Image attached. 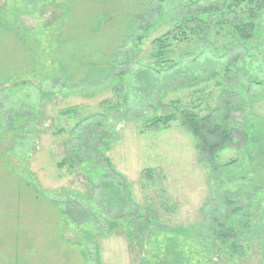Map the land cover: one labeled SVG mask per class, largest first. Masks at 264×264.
Masks as SVG:
<instances>
[{"label":"rangeland","instance_id":"374dc122","mask_svg":"<svg viewBox=\"0 0 264 264\" xmlns=\"http://www.w3.org/2000/svg\"><path fill=\"white\" fill-rule=\"evenodd\" d=\"M157 1L0 0V264H94L87 262L93 257L84 256L73 228L64 224L60 213L41 193L84 188L85 164L78 165L74 172L58 164L69 153L67 146L77 142L69 144L71 137L82 133L79 129L72 131L76 121L90 115L94 123L105 124L100 128V138L105 140L98 141V135L95 144L125 176L134 202L159 205L163 190L170 204L179 205L176 214L163 216V222L175 229L169 243L163 240L168 244L162 251L164 257L177 254L187 257L188 262L191 259L192 264H202L193 252V241L187 239L188 233H179L178 229L184 226L201 231L209 223L210 213L216 212L241 220L237 243L247 248L241 259L216 262H264V157L258 154L264 141L259 138L238 150L239 141L238 148L224 151L220 163L236 156L239 161L212 178L211 170L199 162L193 137L178 121L161 131L141 133L139 128L147 118L173 111L166 105L176 99L180 107L196 108L201 115H217L221 93L228 88L223 69L218 68L215 77H210L211 71L203 72L196 81L180 78L171 86L172 91L162 94V103L151 105L138 97L132 74L122 83L114 74L107 76L110 62L122 59L126 51L130 59L142 63L136 69L143 70L150 61L153 40L174 28L173 23L192 1H197L193 9L217 4L230 20L245 21V13L236 7L227 12L232 0ZM153 9L161 14L152 17L155 26L147 31L139 29V17ZM219 14L211 16L214 24ZM214 24L204 38L194 36L191 41L174 42L172 58L182 61L179 68L195 62L207 68L225 52L242 54L252 80L244 79L241 85L232 87L240 93L235 99L250 114L244 127L254 134L264 133V42L259 36L251 42L241 40L233 35L231 26L213 28ZM193 74L187 71V77ZM44 92L50 98L43 97ZM108 107L112 108L106 112ZM68 109L76 112L66 116L63 112ZM229 113L234 121L243 122L239 110ZM26 122L25 131L15 136V127ZM111 124L115 135L108 138L104 132L112 130ZM147 168L157 174L155 181L144 186L141 172ZM226 194H240L239 204H250L245 210L249 215L230 213ZM97 242L99 264L141 263L123 233L98 237Z\"/></svg>","mask_w":264,"mask_h":264},{"label":"trees","instance_id":"16d2710c","mask_svg":"<svg viewBox=\"0 0 264 264\" xmlns=\"http://www.w3.org/2000/svg\"><path fill=\"white\" fill-rule=\"evenodd\" d=\"M160 1L157 2L160 3ZM196 2L192 1L185 5L186 11L181 14L176 23H173L175 27L153 40L150 61L144 65L143 70L136 69V65H142V63L138 59H130L126 51L122 59L110 62V74L107 76L114 74L120 78L122 83L126 75L132 74L138 87V97L141 101L151 105L155 101L162 103V94L172 91L171 86L178 79L196 81L203 72L210 71L212 72L210 77H215L218 75V68H222L228 88L221 93L222 102L220 101V106L216 109L217 115L215 112L201 115L196 111V108L180 107L181 102L176 99L166 105L174 108L173 111L149 117L139 127L141 133L161 131L170 128L173 122L178 121L179 126L193 137L199 162L211 170L212 178H217V174L219 171H223L224 167L239 161V156H236L235 159L220 163L219 159L224 151L238 148L236 144L239 141H241V146L238 150L247 148L250 142L259 138L264 141V133L256 131L254 134L244 127L247 123L246 118L250 114L243 104L236 102L235 98L240 93L232 88L235 84L239 85L244 79L251 81L252 76L248 75L246 58L242 54L229 55L228 52L220 55L207 68L206 65L198 62L192 66L187 65L179 68L182 61L172 58L174 42L189 41L194 36L204 38L209 34V30L214 24L211 16L220 12L221 17L215 22L213 28L216 25H229L233 35H237L241 40L251 42L253 39H257L256 36H259L264 42V0H232V3H229L227 12H231L234 7L240 8L245 13V21L225 18V13L217 4L197 6L193 9L191 6ZM154 9L139 17V29L147 31L155 26L152 17L161 16V14ZM245 48L247 49V47ZM61 69H59V73L63 71ZM189 70H192L194 74L187 77ZM121 90L122 87L119 91ZM47 94L44 92L43 97L50 98ZM109 108L112 107H108L106 112L110 110ZM235 110H239L243 114V122L233 120L229 112ZM73 112H76V109H68L63 114L71 117ZM104 115L110 118V114L104 113ZM91 116H85L76 121L72 131L79 129L82 133L71 137L69 144L72 145L74 140L77 142L75 145L67 146L69 153L58 164L60 168L68 166L70 172H74L78 165L85 164L82 173L85 182L84 188L82 190L60 188L41 191L43 196L60 213L64 224L73 228L78 241H81L80 243L83 245L84 256L86 258L87 256L93 257L91 261L87 262L99 264L98 237H104L111 233H123L129 242L132 254H138L136 260L141 262L140 264L154 262L155 264H192V260L190 259L188 262L185 256L175 254L174 257L172 255L164 257V252H162L168 247V244H165L166 242L163 240L169 243L171 235L175 234V229L163 222V216L176 214L179 205L177 203L170 204V200L163 190V194L159 197V205L154 202L144 201L141 204L134 202L131 197L130 184L125 176L112 165L111 160L105 155V150L103 152L102 147L99 148L98 143L95 144L105 140V138H100V128L105 124L103 121L94 123L90 119ZM135 116L133 119L137 121L138 115ZM27 124L26 122L22 126H16L15 136L21 134V131H25ZM111 125L110 129L112 130L104 132L107 137L115 135V126ZM62 130L60 129L59 132ZM237 133L240 134L239 137L235 135ZM258 154L259 158L264 157V145L258 149ZM156 174L157 171L153 168L144 169L141 172L144 186L155 181ZM240 197V194L233 196L226 194L225 204L230 205V213H236L239 217L242 214L245 217L249 215L245 210L250 204L240 205L238 202ZM234 216L232 214L224 218L216 215V212L210 213L209 223L201 231H194L193 227L184 226H180L178 231L179 233H188L187 239L190 238L193 241L195 246L193 252H197L200 257L198 259L202 264H219L216 262L219 259L231 262L235 258L241 259L247 249L237 243L238 238L241 237V233L237 231V224H241V220ZM231 217L232 219L229 220ZM190 247L192 248V246ZM227 248H229L228 251ZM241 249L242 251H239ZM189 253L191 256L194 254L192 251ZM260 264H264V262L261 261Z\"/></svg>","mask_w":264,"mask_h":264}]
</instances>
